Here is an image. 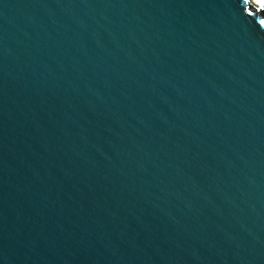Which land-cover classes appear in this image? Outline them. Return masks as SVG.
Masks as SVG:
<instances>
[{
  "label": "water",
  "instance_id": "1",
  "mask_svg": "<svg viewBox=\"0 0 264 264\" xmlns=\"http://www.w3.org/2000/svg\"><path fill=\"white\" fill-rule=\"evenodd\" d=\"M0 0V264H264V11Z\"/></svg>",
  "mask_w": 264,
  "mask_h": 264
},
{
  "label": "bare ground",
  "instance_id": "2",
  "mask_svg": "<svg viewBox=\"0 0 264 264\" xmlns=\"http://www.w3.org/2000/svg\"><path fill=\"white\" fill-rule=\"evenodd\" d=\"M253 4L258 5V4H263L264 0H250Z\"/></svg>",
  "mask_w": 264,
  "mask_h": 264
},
{
  "label": "trees",
  "instance_id": "3",
  "mask_svg": "<svg viewBox=\"0 0 264 264\" xmlns=\"http://www.w3.org/2000/svg\"><path fill=\"white\" fill-rule=\"evenodd\" d=\"M255 9H256V11H258V12H263L264 11V8H262V9H259V8H256L255 6H253Z\"/></svg>",
  "mask_w": 264,
  "mask_h": 264
}]
</instances>
